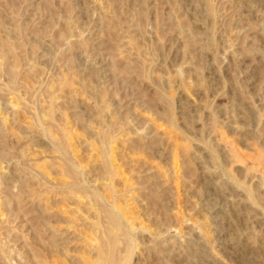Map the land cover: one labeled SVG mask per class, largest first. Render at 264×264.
I'll list each match as a JSON object with an SVG mask.
<instances>
[{
    "label": "rangeland",
    "instance_id": "obj_1",
    "mask_svg": "<svg viewBox=\"0 0 264 264\" xmlns=\"http://www.w3.org/2000/svg\"><path fill=\"white\" fill-rule=\"evenodd\" d=\"M104 258L264 264V0H0V264Z\"/></svg>",
    "mask_w": 264,
    "mask_h": 264
},
{
    "label": "bare ground",
    "instance_id": "obj_2",
    "mask_svg": "<svg viewBox=\"0 0 264 264\" xmlns=\"http://www.w3.org/2000/svg\"><path fill=\"white\" fill-rule=\"evenodd\" d=\"M112 222H113V221H112ZM113 223H114V222H113ZM114 227H115V226H114ZM108 246H109V245H108ZM108 246H107V247H108ZM112 246H113V244H112ZM108 248H109V247H108ZM113 248H114V247H113ZM113 248H111L110 250L112 251ZM107 251H108V250H107ZM111 251H109V252L111 253ZM109 252H108V253H109ZM106 253H107V252H106ZM110 253H109V255H110ZM114 254H115V253H114ZM105 255H106V254H105ZM110 256H111V255H110ZM113 256H114V255H113ZM111 257H112V256H111ZM109 258H110V257H109ZM114 258H116V257L114 256ZM111 259H112V258H111ZM103 261H105V258H104ZM105 262H106V261H105ZM114 262H117V261L114 260ZM112 263H113V260H112V262H111V260H108V259H107V262H106L105 264H112ZM103 264H104V262H103ZM113 264H114V263H113ZM115 264H117V263H115Z\"/></svg>",
    "mask_w": 264,
    "mask_h": 264
}]
</instances>
